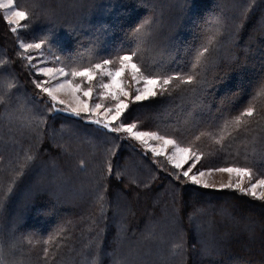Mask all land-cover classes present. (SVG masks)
Masks as SVG:
<instances>
[{
    "label": "snow or ice",
    "instance_id": "obj_1",
    "mask_svg": "<svg viewBox=\"0 0 264 264\" xmlns=\"http://www.w3.org/2000/svg\"><path fill=\"white\" fill-rule=\"evenodd\" d=\"M232 7L236 12L229 16L217 5L221 11L212 20L197 24L203 37L199 44L181 50L174 36L161 39L160 24L153 15H145L127 27L116 19L111 24L85 28L80 22H61L57 8L41 0H0L2 19L15 51V59L0 60V69L19 63L31 77L32 86L31 92H20L15 75L0 71V119L7 121L9 131L15 133L4 143L20 146L13 149L8 166L0 169V209H6L14 196L26 209L42 196L63 202V184L57 181L64 173H50L56 163L41 159L39 145L46 138L69 160L74 157L72 146L77 142L93 144L92 155L99 154L102 160L90 173L88 195L96 215L87 230L96 235L84 246V264H103L108 212L120 214L132 193L151 190L157 177L144 176L141 163L149 154L152 163L171 177V201L164 210L170 243L166 251L161 249L158 264H172L175 259L186 262L181 186H193L191 191L198 195L204 194L200 189L231 191L264 206V75L243 107L236 104L242 86L228 84L230 73L243 71L248 57L254 54L250 43L242 46L239 37L250 13L257 7L264 8V0H244ZM36 25L41 26L38 31ZM171 27L179 31L181 18ZM254 31L264 36V14ZM260 52L264 73V45ZM173 63H182L183 67L173 68ZM218 86H223V95L213 96L211 90ZM141 109L178 112L175 122L157 121L154 128H142L139 115H133ZM50 121L69 126L70 135L65 139L63 127L59 133L49 130ZM205 140L207 151L200 146ZM237 140L241 143L233 148ZM24 141H28L27 147ZM124 148L131 155L121 166L119 154ZM160 157L166 164L160 163ZM88 164L78 159L76 170L88 175ZM217 175H227L228 179L217 180ZM113 176L123 188L112 186ZM206 214L207 209H196L187 219L191 223L197 215ZM220 214L232 215L227 209H221ZM236 224L234 233L220 239L215 235L205 239L204 229L197 225L200 264H222L225 254L232 256L228 264H249L231 252L233 241L243 243L241 237L247 241L246 246L259 240L260 264H264V219L259 221V234L257 221L251 218L241 217ZM208 225L211 233L212 221ZM68 232L67 227H61L55 244L51 237L41 241L25 235L14 238L11 247H42L48 264L49 256L67 246L71 239ZM126 233L122 218L116 230L117 245L127 238ZM146 238L166 242L164 232L157 237L154 230H149ZM0 264L23 262L7 261L0 248Z\"/></svg>",
    "mask_w": 264,
    "mask_h": 264
},
{
    "label": "trees",
    "instance_id": "obj_2",
    "mask_svg": "<svg viewBox=\"0 0 264 264\" xmlns=\"http://www.w3.org/2000/svg\"><path fill=\"white\" fill-rule=\"evenodd\" d=\"M166 0H41L45 5H52L57 8L60 13V20L66 24H77L80 22L85 28L90 26H99L105 23L111 24L114 20L119 19L123 22L124 26L138 19H142L145 15H153L160 24L161 39L164 40L168 37L174 36L180 43L181 50L185 46L198 45L203 38L201 29L197 27V24L206 23L214 18L221 9L217 8V5L222 6V10L225 15H235V11L230 10V6L236 3H242L244 0H182V3H177L166 10L164 8ZM176 1V0H169ZM20 2V0H17ZM25 3H31V0H24ZM110 9V10H109ZM264 14V8L257 7L250 13L245 27L240 33L239 42L242 46L249 45L253 50V53H257L256 49L261 48L264 45V36L258 34L255 35L254 29L258 27V22L261 15ZM178 18H181L182 27L179 31H176L171 27ZM195 20L196 23H193ZM40 25H36L35 28L38 31ZM252 37V42H247L246 38ZM253 54V55H254ZM253 55L248 57L254 58ZM8 58L15 59L14 45L8 34L7 25L0 17V60ZM173 68L183 67V64H172ZM0 71L7 73L11 71L20 85L19 91L31 92V77L28 76L26 70L22 68L19 63L11 65L10 68L0 69ZM251 74H255L256 77L253 80H249ZM264 75L261 71V66L258 71L247 66L241 72L230 73L228 84L231 86L230 79L236 78L240 81H248V89L242 90L239 94L236 104L238 107L246 106L249 97L255 92L256 85L261 76ZM249 81H251L249 83ZM244 83V82H243ZM235 86V85H234ZM213 96H221L224 92L223 86H218L211 90ZM176 104H180V100L177 98ZM214 111V110H213ZM178 109L175 111L169 110L167 112L161 110L158 113L149 112V110H138L133 113L134 116L139 115L142 128H154L157 121L161 123L175 122ZM64 128L65 139L70 135L69 126L62 124L61 121H50L49 130L55 129L57 133L61 128ZM76 126H72L75 128ZM241 141L237 140L233 145L240 144ZM207 141H202L200 146L207 151ZM25 147V146H24ZM41 150V159L44 162H48L50 159H57L59 163V171L68 173L67 178L63 184V194L68 190V187L78 186L83 189L80 191L79 200L73 201L69 206L56 203L55 209H51L50 205L53 200L48 196H42L34 204L29 207L30 212H23L18 217L21 219V223L12 229L10 233L2 231L5 228L8 221V214L13 213L15 210V202L17 197L14 196L7 205L6 209L0 212V248L3 249L4 257L7 261L21 260L23 264H45V257L42 247L31 248V246L17 245L15 254H11V243L14 238H18L25 235H32L34 239L41 241L52 238V243H56L57 233L61 227H67L69 230L68 235L71 239L67 241V246H63L55 253L54 256L47 258L48 264H84V257L82 255L84 246L88 244L89 238L96 235L95 232H89L87 226L91 222V219L96 215V209L93 204L87 210L91 198L88 195L92 183L91 169L95 165L101 164L102 160L99 154L93 156L94 146L87 142H77L74 144L73 151L74 157L69 160L61 154V150L54 147L51 140L46 138L45 142L39 145ZM19 147L8 146L4 147L0 152V169H2V163H8L13 157L8 156V151L18 149ZM244 149L241 147V154L243 155ZM14 154V153H13ZM131 155L128 148H124L119 154V164L123 166L124 162ZM11 157V158H10ZM84 159L88 161L89 174H83L76 170V161L78 159ZM137 162L139 158L137 157ZM161 164H166L163 157L158 158ZM257 160L259 158L257 157ZM142 163V172L144 176H156L157 179L153 182L152 188L149 191H140L139 195L132 193L127 203L129 206L130 215L123 207L120 213L121 219L125 220V226L127 229V238L122 244L117 245L115 243L117 225L120 220L115 219V215L110 210L108 212L106 231L103 234V264H112V260L119 259L124 252V245L132 244L136 245L139 241L147 240L148 224L154 227L156 236L159 237L161 232H164L166 242H158L154 247L150 246L149 252L142 249L140 254H147L156 258L158 261L159 253L161 249L167 250L170 241H167L169 221L165 215V208L169 206L171 201V189L169 188V181L171 177L167 176L166 172L159 170L156 164L152 163V160L146 158ZM2 175V173H0ZM85 176L88 180L83 179L80 176ZM112 179V186L114 188H123L114 178ZM174 183V181H173ZM84 186H86L84 188ZM193 186H181L180 199L183 202V222L182 227L187 233V256L185 264H200V241L196 236V226L209 227L208 222L212 221L213 228L211 233L204 232V238L209 239L210 235H215L217 239L225 237L228 233H234L237 229L236 220L241 217L247 219L251 218L257 221L255 225L257 234H259V221L264 219V206L260 201L251 199L250 197L241 196L238 193L231 191L227 192H214L211 190L200 189L202 195H198L191 191ZM128 191V189H124ZM64 198V197H63ZM65 199V198H64ZM63 199V200H64ZM48 201V202H47ZM49 203V204H48ZM76 204V205H75ZM207 209L206 215H197L194 220L189 223L187 216L189 213L196 209ZM227 209L232 215H221L220 210ZM27 210V209H25ZM38 212V213H34ZM48 212L50 214H48ZM23 219V221H22ZM242 226V224H241ZM243 243L233 241L231 245V252L233 255H239L243 259L249 261V264H260L262 255H260V243L257 239L256 242L250 246L247 245V241L244 237H241ZM50 251L54 249L50 246ZM246 251V252H245ZM232 259V256L225 254L222 258V264H228V261ZM121 262V261H120ZM154 261H149L143 264H151ZM121 264H138L126 259ZM172 264H182L181 260L175 259Z\"/></svg>",
    "mask_w": 264,
    "mask_h": 264
},
{
    "label": "rangeland",
    "instance_id": "obj_3",
    "mask_svg": "<svg viewBox=\"0 0 264 264\" xmlns=\"http://www.w3.org/2000/svg\"><path fill=\"white\" fill-rule=\"evenodd\" d=\"M226 1H229V0H226ZM165 5H164V8L162 9L164 12L170 8H173V6L177 3H182V0H176V1H169V0H166L165 1ZM233 5L230 6V10L231 11H235V9L232 7ZM166 9V10H165ZM0 17L2 19L3 17V12L0 11ZM3 20V19H2ZM8 28V27H7ZM255 35H258L260 34L259 32H253ZM261 35V34H260ZM12 43H13V40L11 39ZM246 41L249 43V39L246 38ZM252 42V40H251ZM14 45V44H13ZM260 49H256L257 53H255L253 55L254 58H250L248 60V63H247V66H249V68L253 69L254 71H258L260 66H261V52H260ZM256 75L255 74H251L250 76V79L249 80H253V78H255ZM230 83L232 84L231 86L232 87H235L234 85L236 84H240L242 86V89L243 91L244 90H247L248 89V81H240V80H236V78L233 79H230ZM249 81V83L251 82ZM244 82V83H243ZM13 91H16L15 89ZM21 92V91H20ZM241 93V92H240ZM221 95H223V93H221ZM15 133L14 132H10L9 131V128L7 126V121L3 120V119H0V152L3 151L4 147L6 149V147L8 146H12V147H20L19 145H13L11 142H8V143H4V141H7L9 139V137L13 136ZM57 141H60V136L57 135L56 137ZM24 146L27 147L28 146V141H24ZM8 156H11L13 155V152L10 150L8 151ZM10 157V158H11ZM148 158L151 160V154L148 155ZM2 159V157L0 158ZM12 159V158H11ZM57 159L56 158L55 160L54 159H50L48 162H55L56 163V168L55 169H49V172H55L57 174H59L61 171H59V163H57ZM2 169L6 168L8 166V163H2ZM63 172V171H62ZM68 173H64V175L60 178V180L57 181V183H62L64 184L65 182V179L67 178V175ZM82 177L83 179H86L88 180V178H86L85 176H80ZM217 180L219 179H225L227 180L228 177L227 175H224L223 177H221L220 175H217ZM86 186H84L85 188ZM83 188L82 187H78V186H71V187H68V190L66 192H64V194L62 193V199L63 202L60 203L61 205H64V206H69L73 203V201L75 200H79L78 196H80V191L82 190ZM64 197V198H63ZM48 202V201H47ZM49 204V203H48ZM93 203H89L88 207H87V210L89 209V207L92 205ZM76 205V204H75ZM49 207H51V209H55V207L57 206L56 202L53 200V202L48 205ZM124 207H126V210L128 212V215H130V212H129V206L128 204L125 205ZM15 212L13 213H10L8 214V221H7V224L5 225L6 227L5 228H2V231L6 232V233H10L12 231V229L14 227H16L18 224L21 223V219H19L18 215L21 213V214H24L23 212H30L29 208H27V210H25L26 208H24L23 206H21V204L19 203V199L17 197V201L15 202ZM3 209H0V212H2ZM34 213H38V212H34ZM48 214H50L48 212ZM121 214H117L115 215V219L116 220H120L121 219ZM23 221V219H22ZM202 228L204 229V232H209L208 231V228L206 226H202ZM148 229V232L149 230H155L154 227L152 225H150V223L148 224L147 228H146V231ZM196 236H197V226H196ZM156 234V233H155ZM158 242L157 238L156 239H150V238H147V240H143V241H139L137 243V246L136 245H132V244H128V245H124V252L121 256L119 255V259L120 260H116L115 258L112 260V264H115L116 261H121V262H124L126 259L130 260V261H133L135 263H138V264H143V263H146V262H149V261H154L153 263L151 264H158V261L156 260V258L149 256L147 254V252H149V248L150 246L152 245V247H154V245H156V243ZM142 249H145L147 250V252L143 255H139L140 254V251ZM16 251H18L17 249H11L10 250V253L11 254H15ZM246 252V251H245ZM260 255H262L261 251H260Z\"/></svg>",
    "mask_w": 264,
    "mask_h": 264
}]
</instances>
